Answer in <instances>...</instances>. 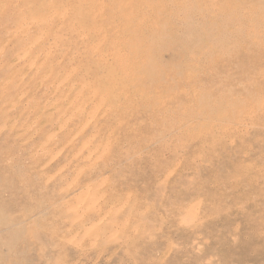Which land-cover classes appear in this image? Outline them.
Returning a JSON list of instances; mask_svg holds the SVG:
<instances>
[{
    "label": "rangeland",
    "instance_id": "1",
    "mask_svg": "<svg viewBox=\"0 0 264 264\" xmlns=\"http://www.w3.org/2000/svg\"><path fill=\"white\" fill-rule=\"evenodd\" d=\"M0 264H264V0H0Z\"/></svg>",
    "mask_w": 264,
    "mask_h": 264
}]
</instances>
